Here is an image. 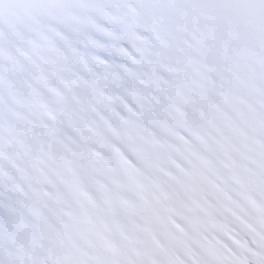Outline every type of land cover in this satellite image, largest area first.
Returning a JSON list of instances; mask_svg holds the SVG:
<instances>
[{"label":"snow or ice","instance_id":"obj_1","mask_svg":"<svg viewBox=\"0 0 264 264\" xmlns=\"http://www.w3.org/2000/svg\"><path fill=\"white\" fill-rule=\"evenodd\" d=\"M0 264H264V0H0Z\"/></svg>","mask_w":264,"mask_h":264}]
</instances>
